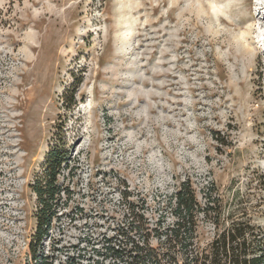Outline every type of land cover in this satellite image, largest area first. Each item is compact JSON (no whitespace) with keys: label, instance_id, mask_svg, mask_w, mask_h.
I'll list each match as a JSON object with an SVG mask.
<instances>
[{"label":"rangeland","instance_id":"1","mask_svg":"<svg viewBox=\"0 0 264 264\" xmlns=\"http://www.w3.org/2000/svg\"><path fill=\"white\" fill-rule=\"evenodd\" d=\"M61 131L55 264H125L95 249L141 214L150 234L129 239L165 254L187 178L199 196L213 181L222 216L245 212L264 245V0H0V264L31 263L29 183ZM214 236L202 218L199 245Z\"/></svg>","mask_w":264,"mask_h":264},{"label":"trees","instance_id":"2","mask_svg":"<svg viewBox=\"0 0 264 264\" xmlns=\"http://www.w3.org/2000/svg\"><path fill=\"white\" fill-rule=\"evenodd\" d=\"M75 95L76 87L68 101L70 107L76 104ZM56 135L41 171L29 183L36 196L33 213L35 226L28 243L30 264H55V252L62 250L52 244L45 252V240L52 239L54 224L66 215L73 191L61 181L62 174L70 168L72 160L69 143L62 131ZM217 192L213 181L202 196L198 195L190 178L178 183L173 194V223L157 233L166 245L165 254L156 253L155 249L149 247L148 237H145L144 245L129 239L132 232H143L146 236L150 234V223L144 214L134 216L130 227H119L115 235L104 236L102 247L95 250L98 253L104 250L103 255L114 256L125 264H264L260 226L243 211H239L238 216L231 212L223 217L222 199ZM121 196L127 198L129 195L124 192ZM202 218L209 221L215 230L214 238L206 247L199 245ZM95 263L104 264L100 261ZM57 264H63V261L59 259Z\"/></svg>","mask_w":264,"mask_h":264},{"label":"bare ground","instance_id":"3","mask_svg":"<svg viewBox=\"0 0 264 264\" xmlns=\"http://www.w3.org/2000/svg\"><path fill=\"white\" fill-rule=\"evenodd\" d=\"M263 35V34H262Z\"/></svg>","mask_w":264,"mask_h":264}]
</instances>
